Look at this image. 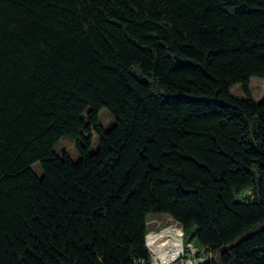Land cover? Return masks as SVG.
I'll list each match as a JSON object with an SVG mask.
<instances>
[{
    "label": "trees",
    "instance_id": "obj_1",
    "mask_svg": "<svg viewBox=\"0 0 264 264\" xmlns=\"http://www.w3.org/2000/svg\"><path fill=\"white\" fill-rule=\"evenodd\" d=\"M252 76L264 0H0V264H151L158 213L204 264H264Z\"/></svg>",
    "mask_w": 264,
    "mask_h": 264
},
{
    "label": "built area",
    "instance_id": "obj_2",
    "mask_svg": "<svg viewBox=\"0 0 264 264\" xmlns=\"http://www.w3.org/2000/svg\"><path fill=\"white\" fill-rule=\"evenodd\" d=\"M174 224L178 225V229L165 234L162 232L173 224L166 225L161 230H152L150 227L146 235V246L151 264H204L212 259L207 247L199 248L192 242L184 241V229L180 221L176 220ZM152 233L156 236L153 241L150 238ZM140 261L141 263L136 264H145L144 259Z\"/></svg>",
    "mask_w": 264,
    "mask_h": 264
},
{
    "label": "rangeland",
    "instance_id": "obj_3",
    "mask_svg": "<svg viewBox=\"0 0 264 264\" xmlns=\"http://www.w3.org/2000/svg\"><path fill=\"white\" fill-rule=\"evenodd\" d=\"M250 87L252 96L256 99L264 98V78L260 76H252L250 81ZM231 91L233 95L238 97H246L247 94L240 83H235ZM100 120L104 124L106 129L111 128L114 123L115 119L112 117L111 111L106 107L103 106L99 112ZM82 142H85V139H81ZM100 144L99 136L93 133L92 140H91V150H97ZM54 151L58 155H63L65 152L69 154V156L73 160H78L80 158V151L77 146V139L71 136H62L59 141L54 146ZM33 167L37 171L38 174H43V169L40 163H34ZM176 220L168 215L163 213L158 214H151L148 217V224L152 228V230H161L164 226L174 224ZM258 227L253 228L252 230L248 231L246 234H249L256 230ZM245 234V235H246ZM239 238L235 239V241L239 240Z\"/></svg>",
    "mask_w": 264,
    "mask_h": 264
},
{
    "label": "bare ground",
    "instance_id": "obj_4",
    "mask_svg": "<svg viewBox=\"0 0 264 264\" xmlns=\"http://www.w3.org/2000/svg\"><path fill=\"white\" fill-rule=\"evenodd\" d=\"M173 229H178V225H175V224H173L172 226H169L166 230H164L162 233H164L165 234V232H171ZM160 234V233H159ZM155 234H150V238H151V240L153 241L154 239H155V237L156 236H154ZM158 236H160V235H158ZM157 236V237H158Z\"/></svg>",
    "mask_w": 264,
    "mask_h": 264
}]
</instances>
